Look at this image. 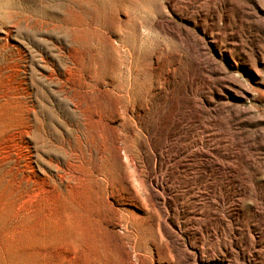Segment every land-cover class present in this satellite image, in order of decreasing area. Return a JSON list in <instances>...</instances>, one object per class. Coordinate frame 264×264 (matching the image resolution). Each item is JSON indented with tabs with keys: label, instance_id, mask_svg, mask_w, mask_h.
I'll list each match as a JSON object with an SVG mask.
<instances>
[{
	"label": "rangeland",
	"instance_id": "374dc122",
	"mask_svg": "<svg viewBox=\"0 0 264 264\" xmlns=\"http://www.w3.org/2000/svg\"><path fill=\"white\" fill-rule=\"evenodd\" d=\"M180 70L187 119L148 149L177 153L184 259L154 264H264V0H0V264H132L163 213L114 190L118 111L163 75L179 102Z\"/></svg>",
	"mask_w": 264,
	"mask_h": 264
},
{
	"label": "bare ground",
	"instance_id": "6f19581e",
	"mask_svg": "<svg viewBox=\"0 0 264 264\" xmlns=\"http://www.w3.org/2000/svg\"><path fill=\"white\" fill-rule=\"evenodd\" d=\"M175 59L176 58L173 57V60ZM178 59H181V57L177 58V60ZM177 62L180 64V61ZM168 72L171 71H169V69L164 70V73ZM178 80H180L181 83V87L177 89L179 98L181 99L179 102H175V104L169 107L164 106L162 99H166L169 94H172L176 87L174 89L170 88L169 78L163 75L162 82L157 86V88L159 87L157 93H152V97L150 95L149 97L145 95V99L141 100L137 105L136 103L121 105L118 111L120 120H126V123H132L133 130L130 139L135 144H129L123 138H119L117 143L113 145L114 154L120 162L122 170L125 172L123 177L125 182L115 186L114 190H116L118 194L126 193L142 203H151L154 207H158L163 213L162 220L152 238V243L148 241L147 246L143 245L142 251L132 244L133 239L131 236L125 235L126 245L129 249L128 253L133 258V260H131L132 264H143L141 255H145L146 253H150V264H154L155 261L162 263H179L184 259L182 258L181 251L177 244L179 236L171 229L172 226L180 227L179 221L171 216L175 208L170 204V197L167 196V194H172L170 193L171 191H167L170 190L171 187L165 185L164 176L162 174L164 167L168 168L171 160L175 158L176 155L173 154L175 152H169L166 159L162 161L161 158L158 159L156 155L151 154L148 149V142L152 143L151 140L157 141L158 139H166L169 133L178 131L181 123L187 119L186 115L181 113V108L186 105L185 98L187 95L191 91L193 92L191 84L194 80V73L180 70ZM174 83L175 82L172 84L174 85ZM155 96H157V98L160 96L161 101H159L160 99H154ZM151 106L156 108L160 115L159 118L154 120V123L149 124L145 120V115L149 113ZM142 133L146 136V138L143 137V140L139 137ZM158 190H161V192ZM194 214L196 215L198 212ZM189 217H191V215ZM123 225H126V222H124ZM125 231L127 233L128 229ZM198 258L201 257L198 256Z\"/></svg>",
	"mask_w": 264,
	"mask_h": 264
}]
</instances>
